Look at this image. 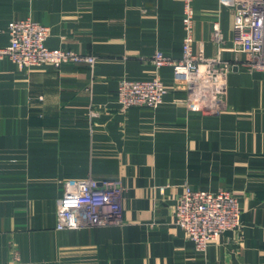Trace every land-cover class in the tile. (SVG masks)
I'll return each mask as SVG.
<instances>
[{"label":"crops","instance_id":"1","mask_svg":"<svg viewBox=\"0 0 264 264\" xmlns=\"http://www.w3.org/2000/svg\"><path fill=\"white\" fill-rule=\"evenodd\" d=\"M193 4L195 51L232 64L221 113L189 110L173 67L153 65L158 50L182 58L183 0H0V49L9 23L30 18L50 27L49 48L96 57L32 69L0 58V263L264 264V73L234 51L230 5ZM156 74L162 106L122 111L120 81ZM89 176L122 182L123 223L58 230L64 182ZM186 186L233 191L241 231L198 251L174 214Z\"/></svg>","mask_w":264,"mask_h":264},{"label":"built area","instance_id":"2","mask_svg":"<svg viewBox=\"0 0 264 264\" xmlns=\"http://www.w3.org/2000/svg\"><path fill=\"white\" fill-rule=\"evenodd\" d=\"M184 1L183 55L173 60L161 50L155 52L153 65L157 70L171 65L176 88L186 90L184 101L192 111L207 114L227 109L228 75L232 64L221 55L207 56L202 42L195 51L194 0ZM234 11V51L246 55L248 70L264 73V0H220ZM51 29L30 18L15 19L8 25L9 45L0 49V58H8L21 69H32L51 64L60 67L68 62H85L91 66L96 57L81 55L62 48L47 46ZM213 39L223 42L219 21L213 24ZM221 50V46H219ZM167 92L164 81L156 74L150 79L123 78L119 83L117 100L120 109L145 107L153 111L164 103ZM64 193L57 203L58 230L80 229L86 226L120 225L123 223L122 196L124 185L117 179H68ZM176 223L186 237L195 243L198 251L205 252L211 243L229 231H241L242 211L237 195L230 190L208 191L186 186L175 206ZM0 264H22L16 253Z\"/></svg>","mask_w":264,"mask_h":264}]
</instances>
